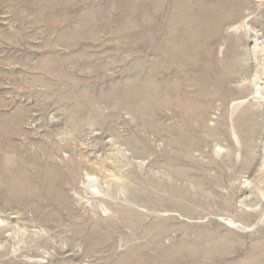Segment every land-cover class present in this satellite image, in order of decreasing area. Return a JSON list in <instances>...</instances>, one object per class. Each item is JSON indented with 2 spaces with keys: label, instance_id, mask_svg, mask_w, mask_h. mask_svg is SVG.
<instances>
[{
  "label": "rangeland",
  "instance_id": "rangeland-1",
  "mask_svg": "<svg viewBox=\"0 0 264 264\" xmlns=\"http://www.w3.org/2000/svg\"><path fill=\"white\" fill-rule=\"evenodd\" d=\"M0 170V264H264V0H0Z\"/></svg>",
  "mask_w": 264,
  "mask_h": 264
},
{
  "label": "bare ground",
  "instance_id": "bare-ground-1",
  "mask_svg": "<svg viewBox=\"0 0 264 264\" xmlns=\"http://www.w3.org/2000/svg\"><path fill=\"white\" fill-rule=\"evenodd\" d=\"M3 159V158H2ZM9 164V163H8ZM19 164V163H18ZM17 164V165H18ZM2 168H3V165H2ZM5 170V169H4ZM13 175H10V176H8V178H7V181H8V183H9V189H10V191H11V193L13 192V194L14 193H17V192H20V191H22L25 187H27V185H28V180H27V178H26V176L22 173V172H20V171H17L16 169H13ZM35 173V172H34ZM3 174H5V171H4V173L0 170V175L1 176H3ZM4 176H6V175H4ZM44 176V175H43ZM66 176V175H65ZM28 177V176H27ZM42 177V176H41ZM48 177H49V179H53V180H51L50 182H49V186H50V188H53L55 185H54V181H55V179H54V176H53V174H49L48 175ZM29 178V177H28ZM56 178V177H55ZM2 179V178H1ZM9 179V180H8ZM65 179V178H64ZM4 180V179H3ZM58 181H60V180H58ZM52 183V184H51ZM34 185H35V183H33ZM34 185L32 186V187H34ZM36 187V186H35ZM38 187V186H37ZM36 187V188H37ZM31 188V187H30ZM49 188V187H48ZM36 190V189H35ZM49 193V192H48ZM18 194V193H17ZM19 195V194H18ZM61 195V194H60ZM58 196V195H57ZM47 201V200H46Z\"/></svg>",
  "mask_w": 264,
  "mask_h": 264
}]
</instances>
